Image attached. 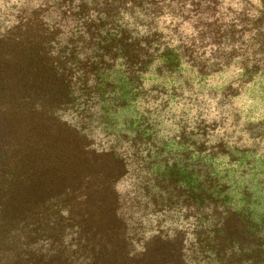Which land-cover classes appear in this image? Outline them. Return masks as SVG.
Listing matches in <instances>:
<instances>
[{
	"label": "trees",
	"instance_id": "16d2710c",
	"mask_svg": "<svg viewBox=\"0 0 264 264\" xmlns=\"http://www.w3.org/2000/svg\"><path fill=\"white\" fill-rule=\"evenodd\" d=\"M45 1L0 15V264H264V0Z\"/></svg>",
	"mask_w": 264,
	"mask_h": 264
},
{
	"label": "rangeland",
	"instance_id": "374dc122",
	"mask_svg": "<svg viewBox=\"0 0 264 264\" xmlns=\"http://www.w3.org/2000/svg\"><path fill=\"white\" fill-rule=\"evenodd\" d=\"M239 5L240 4H234V7L238 8ZM39 6H44L46 8L50 7L49 13L51 14L52 11L54 10L59 11L58 9H56V7H52L50 2L46 4L45 0H0V15H2L3 13L9 14L11 20L14 21L15 16L17 14H22L25 10L33 9ZM164 21H165V25L169 27H173L176 24L177 19L172 15H167L165 16ZM7 24H10V22H7ZM233 67L234 66H231L230 69ZM230 73L233 74V71L230 70ZM217 81L219 82L220 79L217 78ZM231 86L235 88L236 91H232L228 95V99L229 97L232 98L231 100L232 103L229 106L223 105L222 101L220 100L222 95H214V93H208L206 94L204 100L200 98L199 104L195 107L194 110L195 114H198V110H200V114H201V116H199L196 122L195 128H198L201 124L203 130L204 129L206 130L207 137L209 139H213V140H209L208 142L209 144H212L217 140H223V139L226 141V143H230L233 142L234 140H238L239 137H241L242 140L250 141L249 128L244 125L243 115L246 109L249 107L252 99H250L249 96L246 97L244 93L245 90L243 91L239 88H236L237 83H233ZM207 88L208 89L204 90V92L206 93L210 91L209 89L210 85H208ZM242 104H245L244 106L245 111L243 110L241 114H239L237 113V111H239V108ZM225 107L228 108V112L225 111ZM219 111H223L222 116H227V117L225 118L218 116ZM192 115H193V111H192ZM240 115H241V119L239 121ZM195 118L196 116L193 115V119ZM236 120H237V124H234L233 122H236ZM170 124L172 123L170 122ZM192 125H194V122L191 121L190 126ZM208 125H210L209 128ZM173 127L175 128V125H173ZM255 129L257 133L264 130L263 128L260 127H256ZM187 130H188L187 135H189L190 129ZM176 131L177 128L174 129L172 133L173 132L175 133ZM172 157L173 155L171 156V158ZM179 216L180 219L178 221L177 220L172 221L168 219L165 220L160 228H157L155 225L154 228H151V225L146 224L144 228L145 229L144 232L146 235H156L158 233V229H168V228L171 229V226L172 228L178 227V229H182V230L187 229V227L190 226L191 224L190 222H192L193 219L183 218L184 217L183 212H181ZM154 224H158L157 218H155ZM188 229H191V227Z\"/></svg>",
	"mask_w": 264,
	"mask_h": 264
}]
</instances>
